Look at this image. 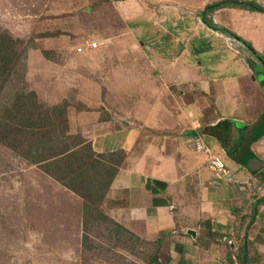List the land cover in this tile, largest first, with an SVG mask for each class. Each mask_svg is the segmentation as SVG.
Instances as JSON below:
<instances>
[{"label": "rangeland", "instance_id": "obj_1", "mask_svg": "<svg viewBox=\"0 0 264 264\" xmlns=\"http://www.w3.org/2000/svg\"><path fill=\"white\" fill-rule=\"evenodd\" d=\"M145 1L151 2L0 0V40H12L7 42L9 71L3 72L0 63V264L166 261L156 242L138 237L108 215L107 196L125 154L95 146L100 128L113 123L112 117L120 119L122 110L138 105L139 93L134 96L130 91L137 89L132 86L134 69L129 67L125 82L123 72L115 75L120 67L115 55L122 50L131 54L133 49L125 30L145 44L144 52H163L150 40L151 33L161 32L162 27L152 26L164 18L168 24L181 11L169 2L165 4L168 10L163 8L167 11L158 6L150 15L144 10H148ZM223 1L187 2L201 15L205 8ZM239 1L256 2L264 9L262 0ZM191 11H181L183 23L195 20L186 16ZM234 24L225 30L256 32L239 21ZM206 34L195 35L203 47L195 49L199 55L189 57V63L201 68L205 77H240L239 68L226 69L231 63L226 44L213 34L204 38ZM233 37L232 44L241 48L238 37ZM93 43L97 49H92ZM99 55L112 59L104 63L97 59ZM213 68L216 72H211ZM262 70L258 69L256 83L264 88ZM19 95L28 97L16 103ZM18 105L29 108L25 116L17 115ZM24 117L32 118V129L25 128ZM114 128L123 127L118 122Z\"/></svg>", "mask_w": 264, "mask_h": 264}, {"label": "crops", "instance_id": "obj_2", "mask_svg": "<svg viewBox=\"0 0 264 264\" xmlns=\"http://www.w3.org/2000/svg\"><path fill=\"white\" fill-rule=\"evenodd\" d=\"M187 1H145L148 10L141 5L150 15L155 7L167 9L169 2L182 12L192 10L186 15L195 19L191 23L182 22L180 11L168 24L164 18L152 26L162 27L150 32V40L163 52H144L145 44L125 30L132 52L115 55L120 62L115 75L123 72L125 82L132 67L137 89L130 91L139 95L138 105L122 110L120 119L112 117L95 140L98 150L125 154L107 196L108 215L157 243L166 261L154 264H264V169L254 174L246 168L251 157L264 161V88L247 60L260 64L245 46L232 44L233 37L208 28ZM208 18L224 30L234 21L253 28L256 32L231 29V34L264 59L263 13L225 8ZM200 32L208 33L204 38L219 36L231 57L226 69L239 68L240 77H205L189 63V57L199 55L195 49L203 47L195 38ZM118 122L123 128L113 129ZM216 162L225 175H216Z\"/></svg>", "mask_w": 264, "mask_h": 264}, {"label": "trees", "instance_id": "obj_3", "mask_svg": "<svg viewBox=\"0 0 264 264\" xmlns=\"http://www.w3.org/2000/svg\"><path fill=\"white\" fill-rule=\"evenodd\" d=\"M225 8L240 9V10H245V11H249V12L264 13L263 7H261L260 5H258V3H256V2H242V1H239V0H225L223 2H220L218 4H215L213 6H209V7L205 8L206 10L201 14L203 23L208 28H211L212 30L219 31V32L224 33L225 35H228V36H231V37H233L234 35H232L230 32H228V31H226L224 29L218 28L217 26L213 25V23H212L211 20H208V16H209L210 13L215 12L217 10H222V9H225ZM235 39H237L238 42H240L243 46H245L248 49V51H250L252 53V55L256 56L257 58L260 57L258 54H256L252 50L250 44L245 43L244 41H242V40H240L238 38H235ZM7 42L11 44L12 43V40L10 38L5 39V40H0V63L2 62L1 63L2 64L1 66L4 68V71L3 72H8L9 71L8 70V65L10 64V61L8 59H6L8 57V54L11 52L10 51L11 49L7 45ZM5 54H7V55H5ZM257 75L258 74H256V76ZM25 97H28V96L27 95H19V96H17L15 102L16 103L23 102V100H25ZM28 109H27V106L26 105H18V109H17L18 110V113H17V115L24 114V116H25V114H26L25 111L27 112ZM28 114H31V113H28ZM30 116H32V114ZM41 116L42 115H40V117ZM24 118L27 120L26 125H28L25 128L27 130L32 129L33 127L29 126V125H33L32 124V122H33L32 121V118L31 119L26 118V117H24ZM43 143H45V141H43ZM260 202H264V199H262ZM251 223L253 224V218H252ZM251 223H250V226H251Z\"/></svg>", "mask_w": 264, "mask_h": 264}, {"label": "water", "instance_id": "obj_4", "mask_svg": "<svg viewBox=\"0 0 264 264\" xmlns=\"http://www.w3.org/2000/svg\"><path fill=\"white\" fill-rule=\"evenodd\" d=\"M250 52V51H249ZM254 57V56H253ZM259 61V64L264 68V59L254 57ZM247 63L253 73V75L256 74L257 70L259 69L258 63L256 61L247 60ZM262 136H264V127L262 128ZM188 135H194V133H189ZM246 168L249 170L250 173H259L264 169V161H261L260 159H257L256 157L249 158Z\"/></svg>", "mask_w": 264, "mask_h": 264}, {"label": "built area", "instance_id": "obj_5", "mask_svg": "<svg viewBox=\"0 0 264 264\" xmlns=\"http://www.w3.org/2000/svg\"><path fill=\"white\" fill-rule=\"evenodd\" d=\"M91 47H92V49H97L98 45H97V43H93V44H91ZM215 170L218 173L222 172L220 176H223L226 173L224 167L220 164H217V163L215 164Z\"/></svg>", "mask_w": 264, "mask_h": 264}, {"label": "flooded vegetation", "instance_id": "obj_6", "mask_svg": "<svg viewBox=\"0 0 264 264\" xmlns=\"http://www.w3.org/2000/svg\"><path fill=\"white\" fill-rule=\"evenodd\" d=\"M260 67V65H258ZM261 68V67H260ZM264 70V69H263Z\"/></svg>", "mask_w": 264, "mask_h": 264}]
</instances>
